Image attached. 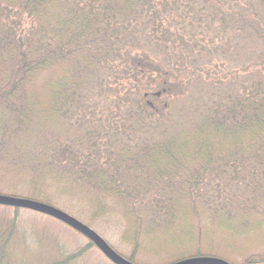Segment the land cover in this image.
<instances>
[{
    "label": "trees",
    "instance_id": "16d2710c",
    "mask_svg": "<svg viewBox=\"0 0 264 264\" xmlns=\"http://www.w3.org/2000/svg\"><path fill=\"white\" fill-rule=\"evenodd\" d=\"M0 17L10 196L77 203L86 227L119 217L132 263L237 264L234 243L264 225V0H0Z\"/></svg>",
    "mask_w": 264,
    "mask_h": 264
},
{
    "label": "rangeland",
    "instance_id": "374dc122",
    "mask_svg": "<svg viewBox=\"0 0 264 264\" xmlns=\"http://www.w3.org/2000/svg\"><path fill=\"white\" fill-rule=\"evenodd\" d=\"M219 60H221L220 56L214 53L210 62L215 64ZM227 60H225V66L233 64L232 60L229 58ZM190 61L195 65L201 64L196 50L190 56ZM163 62H172L179 66L180 64L184 65L185 59L181 56L177 59V57L168 53V57ZM180 67L182 68V65ZM181 68H179V73H181ZM213 69L215 70V68ZM150 89L160 91L161 87L154 88L152 86ZM221 92L223 94L225 90L222 89ZM155 104L158 108L161 107L162 100L156 101ZM2 177L8 180L7 176H0V195L10 196L11 184L2 180ZM12 195H14L12 197H17L15 194ZM68 203L64 202V204ZM74 207L80 209L77 203L76 206L72 205L71 208L74 211L70 216H75L76 220L86 226V221L80 218L79 210L74 209ZM116 219L113 215L104 219L99 218L93 221V224L88 225V228L112 250L126 259L131 253V244L126 240L127 236L122 233V220L119 217ZM0 239L6 241L4 261L7 260L8 264H52L57 262L58 259L67 258L68 256H74L72 262H70L71 264H113L94 245L90 244V240L79 231H75L48 215L25 208L0 205ZM234 244L237 245V248L232 250L233 254L229 256L237 264L242 261V253L264 252V225L260 229L255 228L248 231L244 237L239 238ZM238 249H240V253H238L239 251L234 252ZM161 257L148 252L137 251L134 264H166ZM261 264H264V262Z\"/></svg>",
    "mask_w": 264,
    "mask_h": 264
},
{
    "label": "water",
    "instance_id": "95a60500",
    "mask_svg": "<svg viewBox=\"0 0 264 264\" xmlns=\"http://www.w3.org/2000/svg\"><path fill=\"white\" fill-rule=\"evenodd\" d=\"M0 205L10 206L14 208H25L33 210L45 215H48L56 220L73 228L75 231H79L81 234L86 236L90 242L113 264H134L127 259L117 254L112 248H110L104 241H102L93 231L88 227L80 223L78 220L69 216L68 214L39 202H35L28 199L12 197V196H1ZM170 264H229L225 261L215 258H204V257H190L175 261Z\"/></svg>",
    "mask_w": 264,
    "mask_h": 264
}]
</instances>
